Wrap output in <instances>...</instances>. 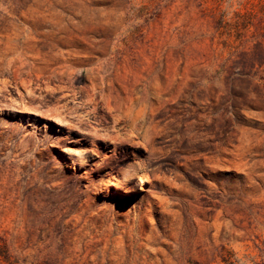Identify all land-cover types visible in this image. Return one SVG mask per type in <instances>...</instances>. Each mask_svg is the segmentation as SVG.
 I'll list each match as a JSON object with an SVG mask.
<instances>
[{"label": "rangeland", "instance_id": "374dc122", "mask_svg": "<svg viewBox=\"0 0 264 264\" xmlns=\"http://www.w3.org/2000/svg\"><path fill=\"white\" fill-rule=\"evenodd\" d=\"M0 239L264 264V0H0Z\"/></svg>", "mask_w": 264, "mask_h": 264}, {"label": "trees", "instance_id": "16d2710c", "mask_svg": "<svg viewBox=\"0 0 264 264\" xmlns=\"http://www.w3.org/2000/svg\"><path fill=\"white\" fill-rule=\"evenodd\" d=\"M223 260L225 263H230L228 261V258L225 259L223 257L222 261ZM0 261L1 262H8L9 261L8 250H7L6 244L1 239H0Z\"/></svg>", "mask_w": 264, "mask_h": 264}]
</instances>
